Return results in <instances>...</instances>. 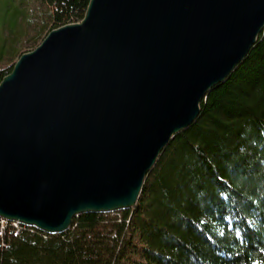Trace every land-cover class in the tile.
I'll return each mask as SVG.
<instances>
[{"label": "water", "instance_id": "1", "mask_svg": "<svg viewBox=\"0 0 264 264\" xmlns=\"http://www.w3.org/2000/svg\"><path fill=\"white\" fill-rule=\"evenodd\" d=\"M264 33V0H90L0 84V219L63 234L131 210Z\"/></svg>", "mask_w": 264, "mask_h": 264}, {"label": "trees", "instance_id": "2", "mask_svg": "<svg viewBox=\"0 0 264 264\" xmlns=\"http://www.w3.org/2000/svg\"><path fill=\"white\" fill-rule=\"evenodd\" d=\"M90 0H0V84ZM163 150L139 202L63 234L9 223L0 264H252L264 260V33Z\"/></svg>", "mask_w": 264, "mask_h": 264}, {"label": "built area", "instance_id": "3", "mask_svg": "<svg viewBox=\"0 0 264 264\" xmlns=\"http://www.w3.org/2000/svg\"><path fill=\"white\" fill-rule=\"evenodd\" d=\"M11 223L6 220L0 219V236L3 235L4 231L6 230L7 225ZM16 228V233L18 234L20 231V224L18 223H11Z\"/></svg>", "mask_w": 264, "mask_h": 264}, {"label": "snow or ice", "instance_id": "4", "mask_svg": "<svg viewBox=\"0 0 264 264\" xmlns=\"http://www.w3.org/2000/svg\"><path fill=\"white\" fill-rule=\"evenodd\" d=\"M261 251L264 252V249H262ZM252 264H264V260H253Z\"/></svg>", "mask_w": 264, "mask_h": 264}]
</instances>
